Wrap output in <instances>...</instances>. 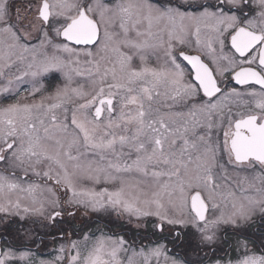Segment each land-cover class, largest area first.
I'll return each mask as SVG.
<instances>
[{
	"label": "snow or ice",
	"instance_id": "6c2138e0",
	"mask_svg": "<svg viewBox=\"0 0 264 264\" xmlns=\"http://www.w3.org/2000/svg\"><path fill=\"white\" fill-rule=\"evenodd\" d=\"M0 229V264H264V0H0Z\"/></svg>",
	"mask_w": 264,
	"mask_h": 264
},
{
	"label": "rangeland",
	"instance_id": "374dc122",
	"mask_svg": "<svg viewBox=\"0 0 264 264\" xmlns=\"http://www.w3.org/2000/svg\"><path fill=\"white\" fill-rule=\"evenodd\" d=\"M68 231H65V234H67ZM76 238V237H73ZM59 243L60 241H58L56 244H53L51 246H45L43 248L40 249V255L42 258L44 259H52L53 257L56 256V250L59 247Z\"/></svg>",
	"mask_w": 264,
	"mask_h": 264
},
{
	"label": "flooded vegetation",
	"instance_id": "af4514ba",
	"mask_svg": "<svg viewBox=\"0 0 264 264\" xmlns=\"http://www.w3.org/2000/svg\"><path fill=\"white\" fill-rule=\"evenodd\" d=\"M234 85H229V87H232ZM86 219V218H85ZM81 222V217L80 216H77L76 220L73 222V226H78ZM115 228V226H113ZM70 229L65 227V231H69ZM0 231H3L2 229H0ZM48 242L46 244V246H51L53 245V243L51 242V238L50 237H46L45 238Z\"/></svg>",
	"mask_w": 264,
	"mask_h": 264
}]
</instances>
